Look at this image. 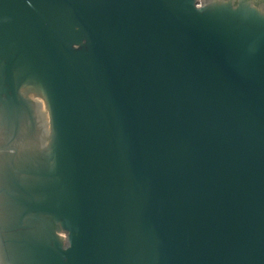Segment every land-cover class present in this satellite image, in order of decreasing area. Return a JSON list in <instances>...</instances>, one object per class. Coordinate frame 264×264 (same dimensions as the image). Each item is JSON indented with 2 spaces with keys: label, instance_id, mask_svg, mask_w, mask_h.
Listing matches in <instances>:
<instances>
[{
  "label": "water",
  "instance_id": "water-1",
  "mask_svg": "<svg viewBox=\"0 0 264 264\" xmlns=\"http://www.w3.org/2000/svg\"><path fill=\"white\" fill-rule=\"evenodd\" d=\"M0 264H264V0H0Z\"/></svg>",
  "mask_w": 264,
  "mask_h": 264
},
{
  "label": "built area",
  "instance_id": "built-area-1",
  "mask_svg": "<svg viewBox=\"0 0 264 264\" xmlns=\"http://www.w3.org/2000/svg\"><path fill=\"white\" fill-rule=\"evenodd\" d=\"M202 5V3L200 1L196 2V7L199 8Z\"/></svg>",
  "mask_w": 264,
  "mask_h": 264
}]
</instances>
